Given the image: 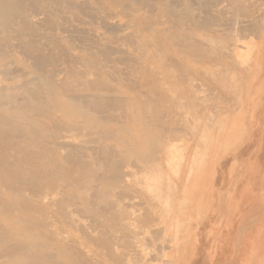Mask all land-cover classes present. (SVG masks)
I'll return each instance as SVG.
<instances>
[{"label":"bare ground","instance_id":"6f19581e","mask_svg":"<svg viewBox=\"0 0 264 264\" xmlns=\"http://www.w3.org/2000/svg\"><path fill=\"white\" fill-rule=\"evenodd\" d=\"M261 46L264 0H0V264H184Z\"/></svg>","mask_w":264,"mask_h":264},{"label":"rangeland","instance_id":"374dc122","mask_svg":"<svg viewBox=\"0 0 264 264\" xmlns=\"http://www.w3.org/2000/svg\"><path fill=\"white\" fill-rule=\"evenodd\" d=\"M261 48L262 46L257 51L256 57H261L262 68L258 70L259 72L254 70V74L252 75H247L246 73L241 75V77L246 75L248 78V82H246L247 88L245 89L244 82L241 84L240 81L239 86L237 85L238 87H230V84L226 83L229 84V89H231L230 94L229 92L228 94L224 92L222 93L223 97L225 96L224 99L227 97L230 99L232 97L230 99L231 103L229 102L230 104H227V106L229 105V108H232V105H234L235 108L240 107L239 104L242 103L240 100L237 101L238 97H236V92L234 93V91H237V88L238 96H243L244 94L247 96L243 103L244 105H242L243 112L237 118L238 120L235 119V122L233 123L235 125V130L219 137V143L224 144V148H234L227 149L226 152L220 153L217 149L218 146L216 140L215 143H212L211 149L209 148V150L206 151V160L199 167L198 172L194 173V176L191 175V180L188 181L190 185V187H188L190 196L189 194L188 196L190 198L192 196V201H190V207L192 209L189 211V207V209L186 210L189 212H187L183 218L185 220L187 219L186 221L189 223L184 221L187 225L184 223L181 227V231L185 228L188 229L186 226L190 224L189 231L191 232L185 231L182 232V234L184 235L185 233L184 236L187 237L192 233V240L187 250L188 255L183 260L184 264H210L215 260H217V262L225 260V255L227 253L221 252V247L227 243H236V240L231 235H226L225 232L221 230V228L225 226L226 215L230 211L232 212L238 207L243 206L241 203L237 204V202L241 201V197H257L259 195V185L261 184V181H264V51L260 52ZM236 70L237 74L240 75L238 69ZM220 75L218 76L220 77ZM223 75L224 77L226 76L225 74ZM230 75L231 73L228 74V76ZM226 79L228 81L229 77L226 76L225 81ZM232 79L235 83L233 75L230 80L232 81ZM230 80L228 82H230ZM232 83L231 85L234 84ZM234 86H236V84ZM240 87L244 88L242 89L243 91L240 90ZM220 99H217L218 106H220L219 103H221L225 108V100L223 102V100L221 101ZM216 107L213 109V106H211L210 111L213 110L216 112L219 108L216 109ZM231 108L229 109L231 110L229 113L228 110L226 111L228 108L225 109L229 115L232 111L234 112L235 109L232 108V110ZM220 110H218L217 113L220 112L219 114L223 117V110L221 108ZM217 113H214V115L216 114L214 118L218 121L221 119V116L219 117V114L217 115ZM233 120L234 119H232V121ZM195 139L197 138L195 137ZM192 146L191 150L195 148L196 145L194 146V144H192ZM205 162L207 163L205 164ZM206 169L207 175L210 177L212 197L208 198L206 201V207L199 210L197 209L195 198L198 196L197 198L199 199L200 193L197 191L198 189L196 187L193 188V186H191V183L198 176L201 177ZM232 202H234V204ZM232 207H234L233 210ZM253 218L254 216L250 218V221H253ZM246 225L248 224L242 223L243 229H245ZM186 232H188L187 235ZM238 238L239 237H237V241ZM238 242H240V240ZM196 261L198 262L196 263Z\"/></svg>","mask_w":264,"mask_h":264},{"label":"crops","instance_id":"0c3cea01","mask_svg":"<svg viewBox=\"0 0 264 264\" xmlns=\"http://www.w3.org/2000/svg\"><path fill=\"white\" fill-rule=\"evenodd\" d=\"M241 203L243 206L238 207L236 210L227 213L225 218V226L221 228L226 235H231L235 240L233 244H225L221 247V252H226V258L224 261L217 262V260L212 261L210 264H251L253 259L246 261L244 258V250L242 249L243 237L244 235L252 232L255 228V222L258 220L259 213L254 211L264 212V181H261L259 185V195L257 197L244 196L241 197ZM234 204V202H232ZM254 212V213H253ZM255 214V215H253ZM251 216H255L253 221H250ZM242 223H247V230L243 229ZM240 240V242L237 241ZM230 247V248H229ZM198 261H196L197 263Z\"/></svg>","mask_w":264,"mask_h":264}]
</instances>
